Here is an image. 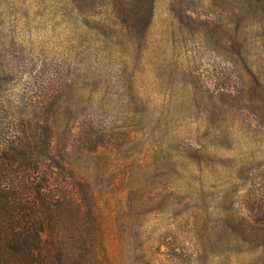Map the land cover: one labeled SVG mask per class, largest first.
Listing matches in <instances>:
<instances>
[{
	"label": "rangeland",
	"instance_id": "1",
	"mask_svg": "<svg viewBox=\"0 0 264 264\" xmlns=\"http://www.w3.org/2000/svg\"><path fill=\"white\" fill-rule=\"evenodd\" d=\"M0 95L74 149L111 264H264V0H0Z\"/></svg>",
	"mask_w": 264,
	"mask_h": 264
},
{
	"label": "trees",
	"instance_id": "2",
	"mask_svg": "<svg viewBox=\"0 0 264 264\" xmlns=\"http://www.w3.org/2000/svg\"><path fill=\"white\" fill-rule=\"evenodd\" d=\"M5 108L0 110V264H111L95 191L65 158L74 149L57 151L51 123L32 130L31 121Z\"/></svg>",
	"mask_w": 264,
	"mask_h": 264
}]
</instances>
